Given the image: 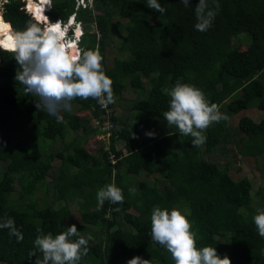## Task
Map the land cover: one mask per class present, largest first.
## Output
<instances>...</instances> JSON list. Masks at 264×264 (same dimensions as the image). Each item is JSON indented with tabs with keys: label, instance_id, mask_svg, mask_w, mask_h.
Here are the masks:
<instances>
[{
	"label": "trees",
	"instance_id": "1",
	"mask_svg": "<svg viewBox=\"0 0 264 264\" xmlns=\"http://www.w3.org/2000/svg\"><path fill=\"white\" fill-rule=\"evenodd\" d=\"M197 2L190 0L186 7L181 0H158L161 13L145 0H91L75 11L74 0H51L46 12L60 21L74 12L82 29L79 49H99L115 98L126 89L137 92L129 109L151 117L147 127L115 117L113 103L100 107L93 99L73 100L71 111L61 112L58 122L38 110V97L26 95L15 79V53L0 49V222L13 219L23 235L17 242L9 229L0 228V264H33L29 253L35 250V237L58 234L72 224L93 237L82 264H126L134 256L150 264H174L166 248L151 238L154 206L185 215L197 247L212 246L231 264H264V238L253 223L256 210L264 209V187L253 204L249 179H232L231 162L216 154L232 140L243 157L264 155V0H208L215 16L204 32L194 27ZM39 3L43 0L31 5ZM22 4L5 0L0 5L2 19L15 31L35 22ZM108 46L116 47L111 62L105 55ZM178 80L201 89L227 116L250 107L262 115L257 121L240 116L234 128L240 137L231 134L226 120L213 123L205 130L206 142L195 147L190 136L168 130L163 118L169 102L165 89ZM83 110L95 123L76 114ZM105 119L110 124L107 146L100 142L88 152L86 145L101 134ZM143 127L150 132L142 135ZM56 140L59 149L50 150ZM116 140L124 151L115 147ZM109 183L122 189L123 203L105 201L97 210V190ZM71 206L79 218L69 224ZM37 256L42 258L38 251Z\"/></svg>",
	"mask_w": 264,
	"mask_h": 264
},
{
	"label": "clouds",
	"instance_id": "2",
	"mask_svg": "<svg viewBox=\"0 0 264 264\" xmlns=\"http://www.w3.org/2000/svg\"><path fill=\"white\" fill-rule=\"evenodd\" d=\"M27 1L23 0L22 8L35 22L28 21L23 30L15 31L0 18V30L8 29L2 34L13 44L12 50L2 46L0 49L15 53L14 59L19 65L15 79L24 86L26 95L38 97L36 108L47 111L49 115L55 116L58 122H62L59 114L71 111L72 101L75 99H93L101 107L114 103L113 81L102 68L103 57L99 49H79L82 29L75 20L74 12L70 13L65 21L49 19L46 12L51 6V0H43V3L47 4V8L41 11L47 21L44 23L27 10ZM75 1L74 11L80 7H75ZM181 2L187 7L190 0ZM145 3L150 9L164 12L158 0H145ZM216 8H219L218 4ZM195 15V29L204 32L211 27L215 11L209 9L208 0H198ZM54 20L55 23L49 22ZM67 33L73 34V40L67 38ZM68 41L76 42L78 49ZM167 95L169 102L168 110L163 113L164 120L168 125L175 126L179 134L190 136L195 147L206 142L204 133L208 127L228 119L227 115L219 111L217 104L210 103L204 92L192 84L178 80L167 91ZM104 144L106 147V143ZM110 155L109 160H114ZM129 192L135 195L137 189L131 187ZM96 199L99 210L105 201L112 204L123 203L124 196L121 188L109 183L97 190ZM114 211H119V208ZM150 222L152 240L166 248L174 264H231L228 256L221 258L214 247H197L196 232L178 209L154 206ZM253 223L259 236L264 238V209L256 210ZM0 228L9 229L10 235H14L17 242L23 240V235L15 228L13 219L7 218L0 222ZM92 238L91 235H82L75 224L55 235L51 232H41L35 237V250L29 255L35 257L33 264H78L82 256L88 253V242ZM37 251L42 254V258L37 256ZM126 264H150V260L134 256L127 260Z\"/></svg>",
	"mask_w": 264,
	"mask_h": 264
},
{
	"label": "rangeland",
	"instance_id": "3",
	"mask_svg": "<svg viewBox=\"0 0 264 264\" xmlns=\"http://www.w3.org/2000/svg\"><path fill=\"white\" fill-rule=\"evenodd\" d=\"M1 1L2 0H0V2ZM25 3H28V1ZM91 29H94V28H91ZM67 38H70L73 40V34L67 33ZM239 49L244 51L245 45L240 44ZM115 54H116V47L108 46L105 51V55H107V61L111 62ZM154 84L159 86V81L154 79ZM165 90L166 92L168 91L167 89ZM137 96H138L137 92L134 91L133 89H126L120 94L119 97L115 98V101L111 109L115 117L129 120L134 123L139 122V125L140 123H142V124H145V127H147V125H149V122L151 121L152 118L144 116L139 111H134V110L129 109L131 103L137 98ZM111 109L107 108V111H110ZM220 112L223 113V111H220ZM76 114L82 118H85L88 121L87 123L90 125L91 123H95L96 121V119L93 118V116H91V114L88 111H85V110L78 111L76 112ZM242 115L249 116L253 120L257 121L262 115V113L257 108L250 107L236 114L227 116L228 119L226 120L227 121L226 124L228 125L229 131L231 132V134L236 137H240L242 135L237 129H234L237 123V119ZM143 119H147V120L144 122H141L143 121ZM160 124H161V121H160ZM107 125H109V121L105 119L101 122L100 128L105 127ZM161 128H162V125H161ZM155 130H158L157 133L161 132L160 128H157ZM168 130L171 131V130H178V129H176L175 126H168ZM148 132H150V128L145 129L143 127L141 129L142 135ZM106 137L107 136L105 134H100V133L96 134L93 140L92 141L90 140L89 143L86 145L87 151L92 152L95 148L98 147V144H100V142L107 143L108 138ZM231 141L232 140L225 143V148H226L225 151L219 148L216 154L221 156V161L228 160L231 162L228 169H229V174L232 177V179L236 180L243 176L249 179L251 183L250 192L253 195L252 203L255 204V201L257 200V197H256L257 191L260 188L264 187V155H259L256 157H252V156L243 157L239 154L238 151H236V149L233 146V142ZM60 145H61V142L59 140H56L54 143L49 145V149L50 150L59 149ZM114 145L120 150H123V142L116 140L114 142ZM57 164H58V160H54L53 166L56 167ZM236 167L238 168V170H236ZM46 180L48 181L49 177H47ZM35 196L40 197L41 191H36ZM71 210L72 212L70 216L67 218L69 220V224H72L74 221H76L79 218L78 213L77 211L74 210L73 206H71ZM241 213L245 217L248 216L247 212L241 211ZM78 264H82L81 260L78 262Z\"/></svg>",
	"mask_w": 264,
	"mask_h": 264
},
{
	"label": "bare ground",
	"instance_id": "4",
	"mask_svg": "<svg viewBox=\"0 0 264 264\" xmlns=\"http://www.w3.org/2000/svg\"><path fill=\"white\" fill-rule=\"evenodd\" d=\"M28 2H29V11H31L32 13H33V15L38 19V20H40V21H43L44 23H46L47 21H45V16H44V14L43 15H41V11L42 10H44V8H45V6H47V4L46 3H39V5H38V7L37 8H35V7H33L32 5H31V2H37V0H28ZM41 7H42V9H41ZM41 9V11H40V13L38 12V10H40ZM0 18H2L1 17V15H0ZM4 21V20H3ZM5 22V21H4ZM56 21L54 20L53 22H51V23H55ZM6 24H8L9 25V23L8 22H5ZM12 29V28H11ZM8 31V29H2V30H0V45L1 46H4L5 48H7V49H9V50H12V48H13V44H12V42H11V40L6 36V35H4V34H2V33H6ZM77 31H76V36H77ZM71 41V40H70ZM70 41H68V43H70ZM70 44H74L75 46H76V48L78 49V46H77V44H76V42L75 43H70Z\"/></svg>",
	"mask_w": 264,
	"mask_h": 264
},
{
	"label": "built area",
	"instance_id": "5",
	"mask_svg": "<svg viewBox=\"0 0 264 264\" xmlns=\"http://www.w3.org/2000/svg\"><path fill=\"white\" fill-rule=\"evenodd\" d=\"M3 1H5V0H2L0 3H2ZM89 2H90V0H76L75 1V7H78V6L86 7ZM0 9H1V7H0ZM109 127H110V124L105 126V127L100 128L101 129V134H105L108 137L109 134H110V132L108 130ZM110 156L112 157L113 155L111 154ZM111 161H113V160H111Z\"/></svg>",
	"mask_w": 264,
	"mask_h": 264
}]
</instances>
